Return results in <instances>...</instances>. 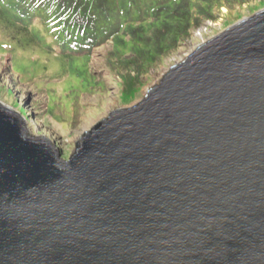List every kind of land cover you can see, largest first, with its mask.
Instances as JSON below:
<instances>
[{
  "label": "water",
  "instance_id": "obj_1",
  "mask_svg": "<svg viewBox=\"0 0 264 264\" xmlns=\"http://www.w3.org/2000/svg\"><path fill=\"white\" fill-rule=\"evenodd\" d=\"M0 264H264V10L68 159L0 101Z\"/></svg>",
  "mask_w": 264,
  "mask_h": 264
},
{
  "label": "trees",
  "instance_id": "obj_2",
  "mask_svg": "<svg viewBox=\"0 0 264 264\" xmlns=\"http://www.w3.org/2000/svg\"><path fill=\"white\" fill-rule=\"evenodd\" d=\"M249 1L0 0V31L11 38V51L39 46L59 59L63 73L71 77L73 71L82 72L79 86L84 102L81 99L75 108L79 112L86 110L91 98L107 95L114 84L126 98L137 97L151 72L178 54L196 30L209 21L217 22L223 8L229 10L231 21L239 22L241 16L235 11ZM5 43L0 40V52ZM9 70L18 84L24 76L22 85L32 86L45 100L49 114L46 93L36 80L25 76L30 70L22 75L11 65ZM59 114L64 118L66 111ZM72 122H76L72 128L79 126V113Z\"/></svg>",
  "mask_w": 264,
  "mask_h": 264
},
{
  "label": "rangeland",
  "instance_id": "obj_3",
  "mask_svg": "<svg viewBox=\"0 0 264 264\" xmlns=\"http://www.w3.org/2000/svg\"><path fill=\"white\" fill-rule=\"evenodd\" d=\"M261 10H264V0H250L244 7L238 6L235 15H240L243 20L254 16ZM229 15V10L223 8L222 15L217 22L209 21L196 30L192 39L186 42L178 54L170 57L163 67L151 72L147 84L137 97L126 98L120 91L121 88L119 89L118 85L114 84L110 86L107 95L102 98H91L87 101L86 110L80 109L79 112L75 108L76 103L81 99L84 102L83 90L79 86V81H82L80 79L82 72L73 71L74 74L71 77L69 73H63L59 69V65L60 67L62 65L59 59L53 56L54 54L43 53L39 46L25 49L19 46L18 52H13L10 50L14 47L12 43H9L11 38L0 31V40L8 42L3 45L0 52V101L14 108L26 119L27 128L32 135L47 137L59 148L63 158L68 159L76 152L85 135L107 119L111 112L134 106L140 102L147 91L157 85L173 65L182 62V59H186L199 45L238 22L231 21ZM9 65L18 70L16 74L22 75L23 70H30L25 76L36 80L39 89L46 93L51 111L49 114L46 113L45 100L35 93L32 86L22 85L25 83L24 76L18 84V80L9 70ZM37 101H41L40 106ZM58 102H62V107L58 108ZM60 111L63 113L66 111L64 118L59 114ZM77 113H79L80 124L77 128H72L76 124L72 120Z\"/></svg>",
  "mask_w": 264,
  "mask_h": 264
},
{
  "label": "bare ground",
  "instance_id": "obj_4",
  "mask_svg": "<svg viewBox=\"0 0 264 264\" xmlns=\"http://www.w3.org/2000/svg\"><path fill=\"white\" fill-rule=\"evenodd\" d=\"M178 64V63H177ZM26 124H27V122H26Z\"/></svg>",
  "mask_w": 264,
  "mask_h": 264
}]
</instances>
